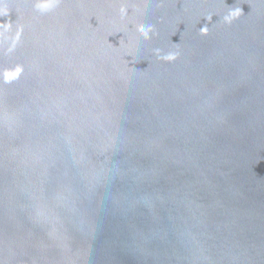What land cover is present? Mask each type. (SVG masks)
I'll list each match as a JSON object with an SVG mask.
<instances>
[{"label": "water", "instance_id": "water-1", "mask_svg": "<svg viewBox=\"0 0 264 264\" xmlns=\"http://www.w3.org/2000/svg\"><path fill=\"white\" fill-rule=\"evenodd\" d=\"M0 264H264V0H0Z\"/></svg>", "mask_w": 264, "mask_h": 264}]
</instances>
